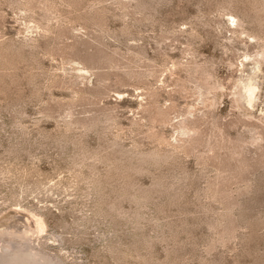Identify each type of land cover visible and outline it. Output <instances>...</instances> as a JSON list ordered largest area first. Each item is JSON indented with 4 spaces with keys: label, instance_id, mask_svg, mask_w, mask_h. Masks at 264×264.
<instances>
[{
    "label": "rangeland",
    "instance_id": "rangeland-1",
    "mask_svg": "<svg viewBox=\"0 0 264 264\" xmlns=\"http://www.w3.org/2000/svg\"><path fill=\"white\" fill-rule=\"evenodd\" d=\"M263 55L264 0H0V238L264 264Z\"/></svg>",
    "mask_w": 264,
    "mask_h": 264
},
{
    "label": "bare ground",
    "instance_id": "bare-ground-1",
    "mask_svg": "<svg viewBox=\"0 0 264 264\" xmlns=\"http://www.w3.org/2000/svg\"><path fill=\"white\" fill-rule=\"evenodd\" d=\"M16 213L17 219L18 217L20 219L23 218V215L18 216V210H16ZM33 218L35 220L36 228L43 232L44 228H46L44 221H42L43 217L39 218L35 215L33 216ZM15 227L16 226H10L7 229V233H12L11 229ZM8 240L9 241H7V239H5L4 237L0 238V253H2V256L0 255V264H56V262L53 259L47 257L44 252L38 251V248L36 246H33L32 243H30V245L29 243H26L25 249H27V251L30 253H24L23 251L18 250V248H21L20 246L22 245V243H17L15 241V238ZM22 249H24V247H22ZM5 252H8L7 255Z\"/></svg>",
    "mask_w": 264,
    "mask_h": 264
}]
</instances>
